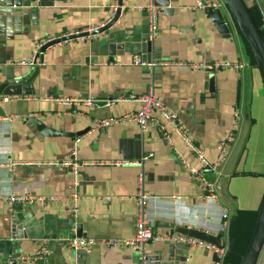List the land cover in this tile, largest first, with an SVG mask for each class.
<instances>
[{"label":"crops","instance_id":"crops-1","mask_svg":"<svg viewBox=\"0 0 264 264\" xmlns=\"http://www.w3.org/2000/svg\"><path fill=\"white\" fill-rule=\"evenodd\" d=\"M209 1L168 0L163 9L156 0H122L112 28L92 40L76 38L50 46L43 62L37 58L33 65L26 62L34 59L40 43L102 26L114 15L111 5L118 0H22L11 11L0 12V87L7 82L0 94L19 98L0 105V239L11 238L14 223L21 224L26 235L11 240L8 258L32 255L46 244V259L25 264H140L139 253L127 247L96 244L89 251H73L65 245L76 236L78 224L82 237L133 236L138 173L143 175L144 192L151 196L146 211L157 234L170 236L161 226L165 222L198 229L218 236L226 252L229 222L240 211L247 213L252 233L264 193V86L228 9L220 7L230 26V35L225 36L208 8L198 4ZM258 1L251 5L259 12L264 0ZM148 3L159 8L151 40L143 8ZM109 42L123 45L112 61ZM216 60L241 66L212 70L188 66ZM34 67L38 71L30 81L8 82L21 74L27 79ZM148 91L177 114L211 164L219 155L218 141L236 124V142L248 123L243 150L221 184L224 165L217 172L203 167L163 120V127L150 123L144 133L136 122L93 126L96 119L137 110L135 102L105 106L106 100ZM46 95L79 99V104L43 100ZM85 99L95 105L80 104ZM86 128L87 132L75 134ZM43 129L67 135L45 134ZM76 137L80 140L72 154ZM148 154L152 156L143 159ZM66 161L76 166L64 167ZM182 161L214 184L215 201L206 198L201 180ZM10 194L33 197L16 205L14 218L7 207ZM73 206L74 214L68 211ZM222 211L228 219L220 234ZM169 249L177 264L213 261L211 251L171 239L147 242L143 253L160 252L166 259ZM181 257L184 260H178ZM5 260L0 249V264ZM256 264H264V246Z\"/></svg>","mask_w":264,"mask_h":264},{"label":"built area","instance_id":"built-area-1","mask_svg":"<svg viewBox=\"0 0 264 264\" xmlns=\"http://www.w3.org/2000/svg\"><path fill=\"white\" fill-rule=\"evenodd\" d=\"M249 1H250L249 3L250 5L253 3H259L258 0H249ZM198 4L201 7L214 8V9L215 8L220 9L221 6H225L222 0H212L206 3L198 2ZM117 7H118V4L116 3L111 5V8L113 9V14L115 13V10L117 9ZM143 8L145 10L147 23H148V30H149L148 39L151 40L155 36V33L158 28L157 25H158L159 8L155 6L153 3H148ZM259 15L261 19L259 26L263 33L264 31V10L263 9H260ZM111 18L112 17H110L107 20V22ZM95 28L96 27H93L91 29H86L84 31H90ZM79 32L80 31H76V33H79ZM93 38H95V35H88L87 37H82V39H89V40H92ZM43 43H40L39 45L41 46ZM26 63L29 65L34 64L33 59L28 60ZM136 64L147 65V66L154 65V63L143 62V61H136ZM188 66L191 69L205 68V69L212 70L215 68H231V67L237 68V67H240L241 65L236 62L216 60V61H212L211 63H204V62L191 63ZM33 98H36V97H33ZM41 98L46 101H55V102L62 103L64 105H71L75 101H77L76 105L79 104L78 103L79 99L63 98V97H57V96H52V95H46ZM17 99L19 98L14 97V96H7V95L0 94V105L2 103H6V102L17 100ZM121 101H129V102L137 103V110L134 111L133 113L124 114L121 117H110V118L101 119V120L96 119L93 122V126L95 128L100 129L102 127H106L115 122H136L139 126L140 131L144 133L147 131L148 125L150 123H155L158 126H162V120H163L166 123L170 124L171 127L179 133L186 148L193 153L194 157L197 159V161H199L200 164L203 165V167H206L207 169H210L216 172L219 170V167L221 165H224L226 163L228 156L230 155L235 145V131L237 128L236 124H234L230 132L224 138L218 141L217 148L219 150V155H218L217 161L211 164L205 160V157L201 149L194 144L192 138L184 130L182 122L178 118L177 114L173 110L169 109L167 105H165L158 96L152 93V91H148L143 94H129L127 96L112 98V99L106 100L103 103V105L108 106L115 102H121ZM80 104L84 106H94L95 105L94 101L91 99H85L83 101L81 100ZM73 113L78 114L79 111L74 109ZM79 140H80L79 137H76L73 140L72 154L75 153ZM150 156H152V154H148L144 156L143 159H147ZM177 156L179 155L177 154ZM182 162L188 167L190 174L194 178L196 177L201 180L202 185L206 191V194H205L206 198L209 201H215L216 193H215L214 184L212 182L205 180V178L199 173V171L196 168L191 167L185 161H182ZM13 164L14 163H8V165H13ZM62 165L64 167L76 166L74 163H71L68 161L63 162ZM136 181H137V193L135 196L136 217L134 221L135 232L133 236H131L128 239H113V238L95 239L91 237L73 236L72 238L67 239L65 243L66 247L73 251H89L96 244L119 245V246L130 248L133 251L138 252L140 264H143L144 263L143 248L147 242H150L152 240H157V239H171L176 242H186L191 246L203 247L206 250H209L212 252L213 254L212 264H222L223 263V257L225 254V250L222 247V245L216 246L202 239L194 238L192 236H188L185 234L177 233L171 236H161L160 234H157L154 230V221L147 215V211H146V208L151 199V196L145 193L142 188V183H143L142 173H138L136 177ZM32 199L33 197L30 194H26V195L25 194H17V195L10 194L9 196H7L6 198L7 207H8V211L10 215L12 216V218H14L15 216V213H16L15 207L17 204L30 201ZM40 199L44 201H54L56 200V197H47V198L40 197ZM68 211L74 214L76 211V207L73 206L69 208ZM221 219H222V223H220V226H219V233H222L226 228L228 217L225 211H222ZM48 254H49L48 246L46 244H42L32 255H22L16 258H7L4 264H25V262L32 263L36 261H42L46 259Z\"/></svg>","mask_w":264,"mask_h":264},{"label":"water","instance_id":"water-1","mask_svg":"<svg viewBox=\"0 0 264 264\" xmlns=\"http://www.w3.org/2000/svg\"><path fill=\"white\" fill-rule=\"evenodd\" d=\"M222 1L224 2L225 7L228 9V12L230 14L232 21L234 22L240 34L244 38L254 58L256 67L258 68L260 72L263 86H264V35L261 31V28L256 22L254 16L252 15L250 11V7L248 3L246 2V0H222ZM21 2L22 0H0V12L11 11L12 5L15 7H18L21 5ZM117 4H118V7L115 10L114 15L104 25L100 27H96L95 29H92L90 31H82L79 33L71 34V35L56 37V38L50 39L46 41L45 43H43L39 48V52L35 55L33 59L34 64L36 63L37 58L40 63L43 62V53L50 46H53L62 41H66L70 39L87 37L88 35H98L112 28V26L117 21L121 13L122 0H118ZM155 5L161 6L163 9H166L168 6V0H156ZM207 11H209V13L211 14L212 20L215 22L217 29L223 34H225V36H229L230 26H229L228 21L224 18L221 10L219 8H215V9L208 8ZM122 47L123 45L121 44H117L113 42L107 43L109 60L112 61L113 56L116 52V49L118 48L122 49ZM37 71H38V68L34 67V70L31 72V74L29 75L27 79H24L23 77L25 75L21 74L15 77L13 80L8 81V82L13 83V82L30 81L34 77V75L37 73ZM6 83L1 85L0 92L3 90V87L6 85ZM30 121L33 124H35L37 127L39 128L42 127V124L37 119H30ZM247 129H248V123H244L241 129V132L239 134V137L237 141L235 142V145L230 155L228 156V159L222 169V173H221L222 177L220 179V184L223 182L225 177L231 175L232 173V170L235 166V163L238 159L242 145L244 143V139L247 134ZM88 130L89 128H86L83 131L77 132L75 134L79 135L84 132H87ZM43 133L51 134V135L64 134V133L51 132L45 129H43ZM64 135H67V134H64ZM161 226L168 228L169 230L168 233L170 236L175 233L185 234L188 236H192L194 238L202 239L216 246H221V242L217 238V236L212 235L208 232L200 231L198 229H193V228H187L185 226L183 227L175 226L174 223L165 222L161 224ZM81 235H83V232L81 230V225L78 224L76 225V236H81ZM25 236H26L25 233H23L22 231V225L14 223L11 228V238L10 239H0V249H1L2 257L4 259H7L8 256L10 255L12 239H21ZM263 246H264V193H263L260 206L257 211V216H256L253 231L251 233L248 244L245 248V251L241 257L239 264H256ZM170 250L171 249H169L168 251L166 259H163L162 254L160 252L156 254H152V255H149V254L144 255L143 264H177L178 261H175L173 255L170 254ZM178 260H184V258L181 257Z\"/></svg>","mask_w":264,"mask_h":264},{"label":"trees","instance_id":"trees-1","mask_svg":"<svg viewBox=\"0 0 264 264\" xmlns=\"http://www.w3.org/2000/svg\"><path fill=\"white\" fill-rule=\"evenodd\" d=\"M249 7H250V11L252 15L254 16L256 22L259 25L261 22V19H260L259 12L257 11V8L254 5H249ZM243 145H242L239 155L241 154L243 150V147H244ZM251 229H252V226L250 225V220L245 211H240L236 216L231 218V221L229 222V226H228V231H227L228 245L226 248L225 255L223 257L222 264H239L241 257L245 251V248L248 244L250 234H251L250 233Z\"/></svg>","mask_w":264,"mask_h":264},{"label":"rangeland","instance_id":"rangeland-1","mask_svg":"<svg viewBox=\"0 0 264 264\" xmlns=\"http://www.w3.org/2000/svg\"><path fill=\"white\" fill-rule=\"evenodd\" d=\"M138 253V252H137ZM225 255V254H224Z\"/></svg>","mask_w":264,"mask_h":264}]
</instances>
